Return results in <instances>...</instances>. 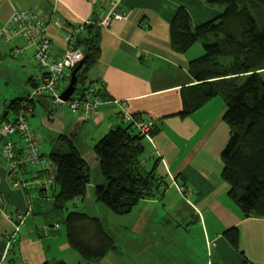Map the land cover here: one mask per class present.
<instances>
[{
  "label": "crops",
  "instance_id": "0c3cea01",
  "mask_svg": "<svg viewBox=\"0 0 264 264\" xmlns=\"http://www.w3.org/2000/svg\"><path fill=\"white\" fill-rule=\"evenodd\" d=\"M106 1L0 0V31L15 9L35 8L50 18L47 36L52 58L59 59L69 46V29L78 31ZM118 5L121 10L130 9L131 14L126 20L114 19L108 27L100 28L99 56L85 75L86 83H103L101 97L107 102L88 116L82 112L70 116L65 127L74 128L72 139L87 162L78 131L85 132L94 145L108 131L126 124L111 102L124 99L130 113L156 128L141 141L143 157L147 167L157 162L155 172L165 185L125 215H115L98 204L91 212L84 207L85 213L101 219L117 245L116 252L98 261H86L69 246L59 219L49 217L55 212L53 197L58 189L54 191L51 185L48 198H39L34 187L25 190L13 186L0 142V263L5 256L7 264H264V217L253 212L258 194L251 191L238 205L229 197L228 184L221 177L220 153L229 138V127L222 119L224 102L212 97L189 115L177 114L183 109V95L196 83L189 63L203 55V48L197 42L183 53L175 52L170 20L176 8L183 6L192 25L197 26L217 16L220 8L205 0H120ZM22 45L19 38L10 43L0 38V53L20 58L28 78L40 76L32 48L17 54L13 51ZM39 99L34 110L37 106L50 107L49 98ZM29 171L52 180L55 168L51 175L46 162L28 170L26 177ZM102 183L100 175L90 179L89 185ZM15 213L25 219L15 233L13 252L19 257L9 261L7 237L14 232ZM56 224L59 227L55 228Z\"/></svg>",
  "mask_w": 264,
  "mask_h": 264
},
{
  "label": "trees",
  "instance_id": "16d2710c",
  "mask_svg": "<svg viewBox=\"0 0 264 264\" xmlns=\"http://www.w3.org/2000/svg\"><path fill=\"white\" fill-rule=\"evenodd\" d=\"M205 1L220 8L214 18L193 26L187 9L178 6L170 20V41L175 52L183 53L197 42H201L203 48V55L189 63V72L196 83L183 95V109L177 114L189 115L212 97L222 99L226 107L222 119L229 127V138L220 153L221 177L228 184L229 197L238 205H242L248 193L256 192L258 200L253 212L264 217V0ZM95 17L91 19L96 20ZM100 28L84 22L78 31L71 29L72 46L81 48L87 56L77 72V84L82 86L86 73L99 56ZM0 38L4 43L18 39L14 37L6 42L4 36L0 35ZM24 45L20 46L23 52L29 48ZM15 50L14 47L17 54ZM48 54L52 58L51 48ZM39 69L40 76L27 80L31 89L23 96L8 100L3 105L5 110L19 108V103L41 80L42 69ZM42 97L51 101L49 95ZM38 101L39 97L31 101L33 110ZM50 103L53 108L59 107ZM154 131L156 128L152 124L150 133ZM143 137L133 122H129L108 131L93 145L104 180L94 187L95 201L115 215L128 214L141 199L153 196L165 185L163 177L155 172L157 162L152 166L145 165ZM58 140L66 144L64 149L58 148L57 142L47 156L40 149L55 168L51 185L55 183L58 188L53 197L56 212L64 209L67 203H76L83 198L90 182L89 165L73 139L60 134ZM38 195L40 198L39 190ZM59 222L65 228L69 246L86 261H98L107 253L117 251L115 241L98 216L73 210L60 217ZM16 243L17 237L7 246L8 260L19 257L13 252ZM4 258L1 264H7Z\"/></svg>",
  "mask_w": 264,
  "mask_h": 264
},
{
  "label": "built area",
  "instance_id": "2783aa9c",
  "mask_svg": "<svg viewBox=\"0 0 264 264\" xmlns=\"http://www.w3.org/2000/svg\"><path fill=\"white\" fill-rule=\"evenodd\" d=\"M120 0H107L96 14V20L88 19L85 23H94L99 27H108L114 19H128L130 9L121 10ZM50 18L42 16L35 8H18L8 18L0 35L9 42L10 39L18 37L25 44V47L33 48V58L42 69L41 80L36 82L27 97L19 103V108H0V142L2 144V156L9 168V178L12 185L28 190L34 187L39 190L40 197L48 198V191L51 188V179L37 176L28 170H35L46 164V158L40 152V141L37 134L29 124V116L33 110L31 101L36 97L49 95L54 106H61L64 102L69 103V108L75 115L82 112L85 116L97 110L106 100L101 97L103 83L94 85L84 82V85L70 95L67 101L60 98V94L69 84L71 69L74 68L84 57L81 48L72 46L73 32L69 29L66 39L69 46L59 59H52L49 56L51 48L47 36V28ZM18 53L23 52L22 47H15ZM111 102L119 108V116L124 123L133 122L134 126L144 136H148L152 127L148 122L139 116L132 115L126 109L124 99H114ZM57 108V107H54ZM17 139H13L14 136ZM183 189L182 186L179 187ZM1 200V198H0ZM1 204V201H0ZM14 232L7 237V246L16 241L15 233L20 230L24 222L21 214L13 215Z\"/></svg>",
  "mask_w": 264,
  "mask_h": 264
},
{
  "label": "rangeland",
  "instance_id": "374dc122",
  "mask_svg": "<svg viewBox=\"0 0 264 264\" xmlns=\"http://www.w3.org/2000/svg\"><path fill=\"white\" fill-rule=\"evenodd\" d=\"M217 8V6H216ZM14 12V11H13ZM12 12V13H13ZM73 37V36H72ZM0 104L7 102L10 99L17 98L20 95L26 94L27 90H30V85L27 84L28 76L25 75L24 69L20 62V58L13 57L9 54L5 55L3 52L0 53ZM82 85L77 84V89L79 90ZM50 107L37 106L34 110V115L29 116V123L34 127L37 135L40 137V149L45 154L50 151L51 148L58 143V148L64 149L66 144L63 141L58 140V135L64 134L72 138L71 134L74 128H69L68 125L65 127L66 121L73 113L69 108V103L64 102L61 104L62 109H55L52 104ZM3 106V105H2ZM132 114V113H131ZM134 115V114H132ZM73 123V121H72ZM74 125H78L77 123ZM78 129V126L75 127ZM78 131V130H77ZM78 137L81 139L82 146L81 151L84 154L90 168V179L95 180L100 177L99 165L97 156L93 150V144L86 138V133L78 131ZM63 143V145H62ZM47 165L50 167V173L52 175L54 171V166L48 159ZM52 168V170H51ZM57 190V185L54 183ZM51 190V194L54 192ZM84 200L79 199L78 203L69 202L66 204L65 208L59 211L53 212L49 217H53L58 220L60 217L64 216L68 211L82 210L84 207L90 208L89 212L94 211L99 206L105 208L101 203L95 201L94 196V185H88L87 191L84 195ZM84 204L82 205V203ZM84 211V210H83ZM1 264V263H0Z\"/></svg>",
  "mask_w": 264,
  "mask_h": 264
},
{
  "label": "water",
  "instance_id": "95a60500",
  "mask_svg": "<svg viewBox=\"0 0 264 264\" xmlns=\"http://www.w3.org/2000/svg\"><path fill=\"white\" fill-rule=\"evenodd\" d=\"M86 58H87V56L85 55L82 58V60L71 70L69 84L67 85V87L60 94V98L63 101H67L69 99L70 95L75 91L76 85H77V82H78L77 72L83 66L84 62L86 61Z\"/></svg>",
  "mask_w": 264,
  "mask_h": 264
}]
</instances>
